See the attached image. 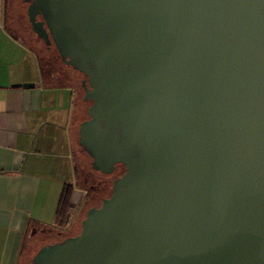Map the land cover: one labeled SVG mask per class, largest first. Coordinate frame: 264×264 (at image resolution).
I'll list each match as a JSON object with an SVG mask.
<instances>
[{"label":"water","instance_id":"water-1","mask_svg":"<svg viewBox=\"0 0 264 264\" xmlns=\"http://www.w3.org/2000/svg\"><path fill=\"white\" fill-rule=\"evenodd\" d=\"M7 23L75 87L89 189L67 231L28 219L17 264H264V0H7Z\"/></svg>","mask_w":264,"mask_h":264},{"label":"crops","instance_id":"crops-1","mask_svg":"<svg viewBox=\"0 0 264 264\" xmlns=\"http://www.w3.org/2000/svg\"><path fill=\"white\" fill-rule=\"evenodd\" d=\"M23 37L0 0V264H17L28 219L62 230L88 193L75 184L68 129L75 87L42 86L37 55ZM65 185L70 212L61 223Z\"/></svg>","mask_w":264,"mask_h":264},{"label":"trees","instance_id":"trees-1","mask_svg":"<svg viewBox=\"0 0 264 264\" xmlns=\"http://www.w3.org/2000/svg\"><path fill=\"white\" fill-rule=\"evenodd\" d=\"M117 169L120 170V173L122 172V167L121 166H117L116 170ZM70 194H71V186L70 185H65L63 187V189H62L61 197H60V200H59V203H58V206H57V210H56L57 217L60 219L61 223H64L65 220L69 217V212H70Z\"/></svg>","mask_w":264,"mask_h":264},{"label":"rangeland","instance_id":"rangeland-1","mask_svg":"<svg viewBox=\"0 0 264 264\" xmlns=\"http://www.w3.org/2000/svg\"><path fill=\"white\" fill-rule=\"evenodd\" d=\"M23 38H24V37H23ZM24 41H25V40H24ZM81 188L84 189V187H81ZM85 189H87V188H85ZM87 192L89 193V189H87ZM88 193H87V195H88ZM87 195L83 198V200L81 201V203L79 204V206L76 207V208H74V209L72 210V213H71V216H70L69 222L67 223L66 227H64V228L62 229V231H67V230L69 229L71 223L73 222L75 216L77 215V213H78L80 207L82 206V204H83L85 198L87 197Z\"/></svg>","mask_w":264,"mask_h":264},{"label":"flooded vegetation","instance_id":"flooded-vegetation-1","mask_svg":"<svg viewBox=\"0 0 264 264\" xmlns=\"http://www.w3.org/2000/svg\"><path fill=\"white\" fill-rule=\"evenodd\" d=\"M42 42H43V41H42ZM43 43H44V42H43ZM51 43H52V41H51ZM51 43H50V44H51ZM50 44H49V45H50ZM44 45H45V44H44ZM49 45H48V46H49ZM48 46L45 45L46 48H47ZM84 79H86V78L84 77ZM81 81H82V80H81ZM85 82H86V84H87V80H85ZM80 85L82 86V84H80ZM87 85H88V84H87ZM82 89H83V87H82ZM115 170H116V168H115ZM115 170H114V171H115ZM114 171H113V172H114Z\"/></svg>","mask_w":264,"mask_h":264}]
</instances>
